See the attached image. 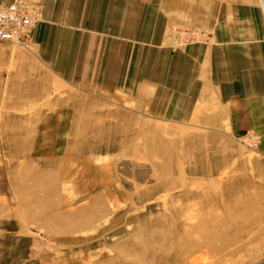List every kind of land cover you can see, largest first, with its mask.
Instances as JSON below:
<instances>
[{"label":"rangeland","instance_id":"obj_1","mask_svg":"<svg viewBox=\"0 0 264 264\" xmlns=\"http://www.w3.org/2000/svg\"><path fill=\"white\" fill-rule=\"evenodd\" d=\"M250 10L246 45L257 63L263 1ZM212 32L170 24L159 43L172 63L194 58L184 65L204 83L213 63L206 51L239 41ZM33 43L0 42V264H254L264 256V142L260 130H235L230 94L219 102L206 94L214 101L201 113L179 102L165 112L157 95L147 117L94 81L78 90L59 80Z\"/></svg>","mask_w":264,"mask_h":264},{"label":"crops","instance_id":"obj_2","mask_svg":"<svg viewBox=\"0 0 264 264\" xmlns=\"http://www.w3.org/2000/svg\"><path fill=\"white\" fill-rule=\"evenodd\" d=\"M30 1L38 6L37 21L31 28L33 55L59 80L78 90H86L94 81L104 94L124 96L133 112L147 110V117H155L157 95L163 96L165 112L179 102L183 112L191 108L201 113L214 101L202 99L206 94L216 98L215 102L230 94L233 98L226 106L231 105L227 110L232 111L235 130H260L264 142V58L253 63L252 46L246 45L251 37L253 0ZM8 2L0 0V4ZM170 24L211 29L213 39L239 41L206 51L212 53L211 78L198 83L201 78L193 74L194 66L184 65L196 60L177 57V66L159 43ZM221 54L223 59L217 67L214 62ZM53 116L41 117L46 120ZM63 116L70 119L76 115L64 110ZM254 264H264V256Z\"/></svg>","mask_w":264,"mask_h":264},{"label":"built area","instance_id":"obj_3","mask_svg":"<svg viewBox=\"0 0 264 264\" xmlns=\"http://www.w3.org/2000/svg\"><path fill=\"white\" fill-rule=\"evenodd\" d=\"M38 6L30 0H9L0 4V42L27 47Z\"/></svg>","mask_w":264,"mask_h":264}]
</instances>
